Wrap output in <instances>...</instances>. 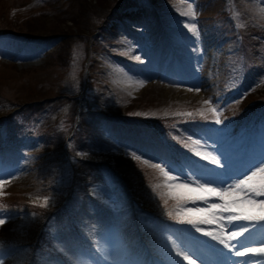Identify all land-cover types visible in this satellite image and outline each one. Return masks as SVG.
Instances as JSON below:
<instances>
[{
    "label": "rangeland",
    "instance_id": "rangeland-1",
    "mask_svg": "<svg viewBox=\"0 0 264 264\" xmlns=\"http://www.w3.org/2000/svg\"><path fill=\"white\" fill-rule=\"evenodd\" d=\"M38 1L0 0V26L7 25L9 28L17 29L15 32L30 35L28 37L30 40L21 38L17 42L8 36L0 37V47L6 48L7 44L9 48L7 52L0 49V116L1 104H7V100L12 103L36 105L43 111L41 116L48 117V120L45 119V127H37L38 134L43 136L45 133L48 134V138L64 142L69 128L77 121L79 107L76 104L80 102L81 108H86L87 104L93 101L89 94L97 90L102 92L103 100L96 108L103 109V112L94 115L110 129L105 131L107 144L112 130L113 132L119 130L111 125L112 120L117 123L134 118L135 120L128 122L140 129L152 126L155 130L169 124L167 122L171 119L175 121L187 119L188 122L196 123L199 119L208 117L215 123L219 120V124H227L226 117H221L220 120L214 117L215 114L213 116L210 113L212 105L205 88L210 86L212 74H205L208 68H205L206 59L203 58L208 56L210 45L207 46L206 43V38L209 37L207 33L210 34L215 22L223 20L221 22L224 23L233 18L230 11L223 8L226 0H52L54 3L52 5L50 3L51 6L39 5ZM240 1L243 4L247 3L246 14L254 20L252 26L264 31V13L260 12V9H264V0H238ZM153 3L159 7L171 41L178 43L171 46L174 51L179 50L177 57L174 54L175 59L167 61V54L165 56L164 53V57L159 56L158 49L155 50L151 45L147 48L144 44L149 34L154 32L151 30H154L156 23L151 18L152 25L150 20L142 18L139 12L142 9L151 11ZM189 4H193L195 8L197 13L195 19L191 18ZM117 9L121 10L125 17H130L129 21L131 23L134 21L133 24L111 19L107 22L108 18L104 16L109 13H113L114 16ZM47 10H50V13H47ZM185 23H195L198 35L190 32L184 26ZM113 24L117 27L118 39L111 41L117 44L124 42V45L114 47L107 40L109 37L105 39V45L100 44L101 40L94 39V31L100 25L106 30ZM231 25L235 26L233 22ZM143 34L147 35L145 39L140 37ZM132 35L134 40L129 39ZM37 39L43 41H36ZM22 40L24 42L20 43ZM92 40L95 43L93 49ZM210 50L209 55H212L213 50L211 48ZM152 55L159 57L153 61L156 68L151 65L147 68V65L151 64ZM90 61L91 74L88 69ZM182 65L185 66L186 72L194 71L199 91H196L197 88L193 85L180 88L171 84L177 82H173L169 75L184 76V73L175 68ZM162 71L168 80H163L165 76ZM87 74L90 75V81ZM138 81H143V85L141 86ZM257 90L256 94L250 97V102L257 98L259 99L257 102L263 104L264 83L259 84ZM61 95L71 96L70 100L78 96V100L68 102L64 96L58 98ZM8 105L13 106L11 103ZM90 105L95 106L93 103ZM58 106H61V110ZM105 112H109L113 119L105 117L103 115ZM34 127L36 125L29 128ZM0 132L6 133L5 126L0 127ZM24 135L23 140L28 137ZM252 135H256L254 129ZM35 139L38 141L37 136ZM258 144L264 152V138ZM54 152L55 148L46 143L36 151L34 159V156L29 154L30 157H27L29 163L22 161L23 156L14 160L11 159V153H0V181H4L0 186V218L5 220V223L0 225V248L8 246L14 249L11 256L2 261V264H43L40 258L42 256L46 258L48 264H128L129 259L132 260L130 264H142L137 255L135 258L129 257L132 249H128L127 246L136 244L135 234L130 235L124 246H113V242L108 238L99 235L100 229L106 230L111 238L121 239L125 234L119 231V227H122V222L130 217L125 213L127 206L131 207L134 220L138 222L143 215L141 212L144 206L155 212L175 211L174 207L183 200L169 195L173 190L167 185L175 183L170 182L159 169L151 167L152 163L145 164L143 158L139 161L133 159L135 154L129 151L112 150L102 153L92 150L81 154L88 164L85 172L94 174L98 179L88 195L86 208L99 226H86V223L82 222L83 228L79 230L81 235L76 234L75 237L82 238L80 240L83 243L61 242L70 240L67 236L61 237L69 229V225L63 227L60 221L57 222L59 218L54 221L52 217L48 225L53 239L57 241L55 247L60 254L50 256L45 253L47 249L41 252L37 250L36 236L43 227L44 218L58 206L57 199L49 196L51 190L56 191L54 178L58 171L56 165L51 163L48 168L52 174L49 175L48 168L41 171V166L36 160L49 159ZM117 172L128 181L130 191L122 188ZM41 186L51 189L46 191L47 194H37ZM191 186L196 187L192 184ZM16 191L18 196L14 194ZM80 193H83V188L76 187L74 198L82 202ZM78 201L77 204L64 207L59 212V217H67L75 211H80L82 205ZM194 203L193 206L198 208L196 207L198 201ZM102 204L106 205L105 210L110 207L111 211L103 212ZM186 209L192 208L185 207ZM30 210H35L36 213H26L31 212ZM208 212L209 217L214 215L210 209ZM100 214L102 216H98ZM173 215L177 218L183 217L174 212ZM102 218H105L103 223ZM63 221L64 219L61 220ZM46 237L47 233L43 235V238ZM89 247L91 253L83 258L81 251L89 250ZM36 250L40 252L37 257ZM158 255L162 256L161 253ZM174 262L178 260L175 259ZM143 264H146V261Z\"/></svg>",
    "mask_w": 264,
    "mask_h": 264
},
{
    "label": "snow or ice",
    "instance_id": "snow-or-ice-1",
    "mask_svg": "<svg viewBox=\"0 0 264 264\" xmlns=\"http://www.w3.org/2000/svg\"><path fill=\"white\" fill-rule=\"evenodd\" d=\"M191 10V18L195 19L197 13L193 4L188 5ZM261 13H264V9H260ZM187 14V13H184ZM190 32L194 35H198L197 25L195 23H185L184 25ZM139 59V58H137ZM142 86L143 81H138ZM199 91L200 89H195ZM192 91V89H189ZM209 103V101H205ZM217 123H220L217 120ZM194 144L199 145V141H193ZM199 155V153H197ZM133 159L141 160L142 158L137 155H133ZM213 163H219L215 157H212ZM145 164L149 162L147 160L143 161ZM151 167L159 169L160 172L169 180H175L176 177L170 175L169 171H165V168L161 164H152ZM4 181H0V186H2ZM197 187L193 188L191 182L167 185L173 191L169 193L173 198L190 200L192 202L196 201H207L210 197H218L223 201L222 204H212V210L219 209L223 212H235L236 215L228 216L227 222L231 226V231L226 235L224 234L223 228H221L220 233H215L211 231H205L202 228L196 227L197 232H201L204 236L211 237L212 240L217 241L218 244L223 245L224 249H227L236 257H248L249 255L264 254V243H260L259 247L246 246L239 237H244V234L249 232V227L246 224H240L236 222L240 221H264V200H255L252 198H243L240 196V192L245 188L250 192H254L256 195L264 196V162L255 167V170H250V174H246L243 179L236 182L231 188L236 189L232 191L231 188H217L212 187L210 184H201L198 181ZM155 190V189H153ZM47 200H45V205ZM171 215V213H169ZM217 219L223 220L224 217H216L212 215L209 218L208 209H186L183 217L180 219V223H186L189 225L196 226L197 224H212ZM5 220L0 218V225H3ZM247 239V237H245ZM236 241V243H230V241ZM172 248L175 250L176 255L182 257L187 264H197L196 260L193 259L192 255H189L187 251L181 250V247L176 244L175 241L172 242ZM2 264V261H0Z\"/></svg>",
    "mask_w": 264,
    "mask_h": 264
},
{
    "label": "trees",
    "instance_id": "trees-1",
    "mask_svg": "<svg viewBox=\"0 0 264 264\" xmlns=\"http://www.w3.org/2000/svg\"><path fill=\"white\" fill-rule=\"evenodd\" d=\"M237 1V0H236ZM239 3V2H238ZM237 3V4H238ZM236 4V5H237ZM233 10L235 11V13L238 15V13L236 12V8H235V6L233 5ZM1 25H3V24H1ZM0 33H8V32H15V30H17V29H12V28H9V27H7V25H5V26H0ZM18 31H21V29H18ZM22 32H24V31H22ZM24 33H26V32H24ZM27 34V33H26ZM65 97V101H68V102H72L71 100H70V97L71 96H65V95H61V96H59L58 98H61V97ZM13 104V106L11 107V106H9L8 104ZM2 105H5L6 107H2ZM7 105H8V107H7ZM16 106H20L21 107V109L16 113L17 115H22V113L21 112H23V111H27V110H32V109H35L36 108V105H33V104H29V103H18V102H11L10 100H7V104H1V112H2V115L3 114H5L6 116H9V112H8V108H10V109H12L13 107H16ZM58 109H60L61 110V106H58ZM5 116V117H6ZM91 126H90V124L88 123V119L86 118V119H84L83 121H82V123H81V125H80V127H79V130H78V133H79V136H78V139L77 140H82V139H84V138H86V137H89V135H88V133H85V130H87V129H89ZM51 147H53V148H55V152L56 153H60V150H62V141H54V144L51 146ZM49 163V162H48ZM47 163V164H48ZM52 163V162H51Z\"/></svg>",
    "mask_w": 264,
    "mask_h": 264
}]
</instances>
